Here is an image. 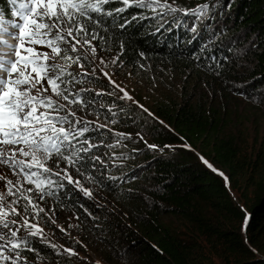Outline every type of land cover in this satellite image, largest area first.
<instances>
[{
  "label": "trees",
  "instance_id": "obj_1",
  "mask_svg": "<svg viewBox=\"0 0 264 264\" xmlns=\"http://www.w3.org/2000/svg\"><path fill=\"white\" fill-rule=\"evenodd\" d=\"M18 2L0 0V13L10 17ZM175 4L208 9L200 19L136 7L105 17L99 45L136 75L155 70L159 83L151 87L149 109L168 130L154 131L175 149L137 157L119 152L126 168L99 182L129 223H103L96 246L106 264H264V147L241 152L227 111L248 99L264 106V0ZM106 7L122 5L114 0ZM57 198L76 206L66 188Z\"/></svg>",
  "mask_w": 264,
  "mask_h": 264
},
{
  "label": "snow or ice",
  "instance_id": "obj_2",
  "mask_svg": "<svg viewBox=\"0 0 264 264\" xmlns=\"http://www.w3.org/2000/svg\"><path fill=\"white\" fill-rule=\"evenodd\" d=\"M113 2L20 0L15 12L20 22L12 24L11 31L0 28V32L17 41L10 44L0 40V45L9 49L0 53V165L16 177L13 181L6 173L0 174L4 185V191L0 192V264H31L24 253H36L40 257L36 243L51 248L57 255L61 254V248L69 256L78 255L74 248L57 245L48 238L41 221L56 224V220L49 214L51 209L42 205L57 197L66 184L88 199L93 197L92 191L74 178L69 169L91 179L90 173L86 175L87 168L95 169L97 162L103 164L100 156L92 155V150L100 147L93 143L92 133H100L106 125L78 117L74 106L83 111L87 105L96 103L95 97L84 96L90 90L76 89V85L83 83L84 77L96 74L95 67L91 72L84 71L85 62L91 64L97 59L99 41L105 39L101 32L108 31L105 17L115 19L128 8L136 7L148 9L157 16L182 12L184 16L200 19L208 9L207 4L184 9L175 0L172 3L169 0H115L122 7H106ZM126 23L118 27L123 28ZM191 30L195 32L196 28ZM13 53V59L6 58ZM118 60L119 56L112 63ZM105 63L101 57L99 65ZM73 65L82 71L73 73L69 70ZM100 72L114 90L122 93L119 99H133L108 72L103 68ZM108 111L114 115L112 107ZM114 135L120 143L128 134ZM53 158L58 170L49 166ZM61 162L65 167H60ZM85 212L92 216L87 208ZM247 224L246 217L245 229ZM57 227L66 233L63 227Z\"/></svg>",
  "mask_w": 264,
  "mask_h": 264
},
{
  "label": "rangeland",
  "instance_id": "obj_3",
  "mask_svg": "<svg viewBox=\"0 0 264 264\" xmlns=\"http://www.w3.org/2000/svg\"><path fill=\"white\" fill-rule=\"evenodd\" d=\"M40 50L45 51L46 49ZM101 57L106 61L105 65H99ZM115 57L116 55L110 49H105L99 45L97 59L91 64L85 62L84 69V71L91 72L92 68L95 67V76L84 77L83 83L76 85V89L85 88L90 90L85 92V94L91 97H94L97 92L105 93L101 96L95 95L96 103L87 105L83 111L78 106H74L78 117L106 125L93 140V143L100 144V147L94 148L92 155L100 156L103 164L97 162L95 169L89 166L90 169L86 170V175L90 173L91 179L78 176L74 169H69L74 178L80 179L83 186L92 191L93 197L92 199L84 197L72 185H67L65 182V188L77 199L76 206L66 204L57 197L48 199L42 205L46 209H51L49 214L56 220V224L41 221L48 238L57 245L74 248L78 255L69 256L63 252V248L60 249L61 254L57 255L51 248L45 246L47 248L46 252L38 249L40 257H37L36 253H24V255L29 257L31 264H106L107 261L104 259V255L96 246L98 241L96 238L98 236L97 230L103 223L128 225L129 222L126 221L125 214L116 205L111 192L103 188L99 181H104V177L108 175L109 171L126 168V166L120 165L123 158L119 155V152L129 154L134 152L132 156L137 157L143 153L156 154L157 152H170L175 149L173 145L168 144L166 141L159 140L158 133L154 131L155 128L168 130L149 109L150 98L153 99V95L156 92L151 87H158L159 83L155 70L146 69L147 75H136V73L130 72L119 62L113 64L112 60ZM100 68L108 72L116 84L125 89L133 99H119L118 97L122 93L114 90L108 79L101 74ZM69 70L73 73L82 71L75 65ZM170 75L172 76V74ZM146 81H149L148 84ZM110 92L113 95H107ZM119 105H122V107L116 109ZM110 107H112L114 115L108 111ZM124 107L131 110V112L116 113L124 109ZM144 109H147V111H144ZM227 111L228 115L232 114L230 117L231 121L228 123L233 137H238V139H235L240 145L241 152H245L249 156L250 153L253 155L260 147H264V106L258 103V99H248L239 105L237 103L232 106L229 104ZM113 120L115 123L111 122ZM114 133H125L128 135L127 138L117 143L119 138ZM149 145H154L155 147H149ZM162 145L164 146L162 147ZM49 166L54 170H58L56 169L55 158H53ZM60 167H65V164L61 162ZM5 173L10 179L15 181L16 177L12 176L11 172L6 170L3 165H0V174ZM133 174L134 176L135 174L140 176L138 171ZM3 191L4 185L0 181V192ZM85 208L92 213V216L85 212ZM57 225L63 227L66 233H61ZM77 241H80V243H77Z\"/></svg>",
  "mask_w": 264,
  "mask_h": 264
}]
</instances>
